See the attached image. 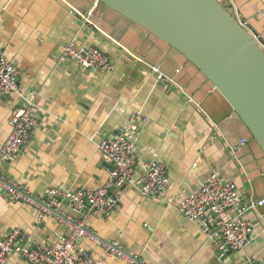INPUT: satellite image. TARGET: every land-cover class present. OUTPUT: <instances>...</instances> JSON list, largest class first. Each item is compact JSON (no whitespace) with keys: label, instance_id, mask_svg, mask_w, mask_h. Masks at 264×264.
I'll list each match as a JSON object with an SVG mask.
<instances>
[{"label":"crops","instance_id":"crops-1","mask_svg":"<svg viewBox=\"0 0 264 264\" xmlns=\"http://www.w3.org/2000/svg\"><path fill=\"white\" fill-rule=\"evenodd\" d=\"M228 2L237 20L264 40V0ZM92 6V0H0V51L17 66L26 95L0 97V147L23 103L37 105L39 121L22 153L2 166L3 175L38 198L53 188H102L111 166L99 144L116 139L136 113V176L158 156L168 167L169 188L158 198L121 189V209L108 218L92 216L89 231L145 264L263 261L264 207L247 212L254 236L245 249L231 254L178 210L180 199L212 174L237 185L241 205L264 200V156L239 118L182 55L104 7L86 21ZM74 40L109 55L114 71L92 72L73 61L59 65L63 47ZM150 67H158L164 77ZM15 228L26 229L35 242L53 244L69 231L54 217L39 220L34 207L0 189V240ZM78 245L103 264H127L106 255L90 238L79 239ZM7 264L27 263L11 255Z\"/></svg>","mask_w":264,"mask_h":264},{"label":"built area","instance_id":"built-area-1","mask_svg":"<svg viewBox=\"0 0 264 264\" xmlns=\"http://www.w3.org/2000/svg\"><path fill=\"white\" fill-rule=\"evenodd\" d=\"M98 2L88 11L86 21L96 13ZM244 27V24L240 23ZM73 61L83 69L111 73L114 64L109 55L100 49L71 41L62 49L58 64ZM158 78L164 76L158 67H150ZM35 95V93H33ZM26 97L18 83V68L0 51V97ZM37 105L33 101L23 103L14 111L9 120L10 133L0 147V189L14 200L34 207L40 218L54 217L69 228L59 244L48 241L35 242L23 228H15L0 240V264H7L15 255L27 264H103L89 251L78 245V240L90 238L102 245L106 255L115 256L127 264H145L144 261L129 256L118 243H105L89 231V221L98 215L108 218L121 209V198L117 192L125 187L137 189L147 198L160 197L170 185L168 167L158 156L145 165V173L136 176L137 156L135 144L138 132V115H131L122 133L114 140L99 144L104 160L111 166L107 183L99 189L68 191L61 188L49 190L45 197L38 198L21 185L8 180L2 173V166L22 153L32 134L39 128L36 117ZM245 141L242 142V145ZM264 207V200L248 205L240 204L237 185L224 181L212 174L194 192L180 199L179 212L189 221L200 223L223 249L225 254L237 253L245 249L255 233L253 223L245 219L249 211ZM68 209L76 217L65 212ZM258 264H264V260Z\"/></svg>","mask_w":264,"mask_h":264},{"label":"water","instance_id":"water-1","mask_svg":"<svg viewBox=\"0 0 264 264\" xmlns=\"http://www.w3.org/2000/svg\"><path fill=\"white\" fill-rule=\"evenodd\" d=\"M92 1L182 55L223 97L264 156V40L241 26L228 0Z\"/></svg>","mask_w":264,"mask_h":264}]
</instances>
